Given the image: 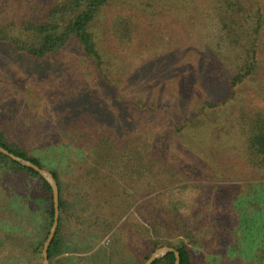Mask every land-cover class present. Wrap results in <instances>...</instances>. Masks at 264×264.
<instances>
[{
  "label": "rangeland",
  "instance_id": "1",
  "mask_svg": "<svg viewBox=\"0 0 264 264\" xmlns=\"http://www.w3.org/2000/svg\"><path fill=\"white\" fill-rule=\"evenodd\" d=\"M190 3L173 1L171 6L168 0H110L93 24L105 60L101 73L74 41L42 61L28 59L0 43V118L12 139L39 157L43 169L59 171L68 197L74 194L76 176L84 172L80 167L94 183L98 175L117 179L103 189L114 193L117 186L121 197L114 203L119 205L105 207L106 219L94 227L100 228L102 237L96 239L95 248L81 250L85 255L71 260L73 264H95L101 258L115 262L117 257L119 264H140L144 254L154 252L150 240L154 234L143 220L140 204L144 197L157 194L165 195L154 201L159 206L167 198L180 199L179 211L194 232L192 239L185 240L197 256L203 252L215 264H241V259H251L262 247L260 243L253 247L251 236L260 232L264 238V195L256 196L264 193V166L254 167L246 159L244 132L248 116L264 114V31L256 48L258 68L232 90V77L251 54L247 25L237 43L235 18L229 17L226 29L221 21L203 19L200 11L205 7L198 0ZM229 31L236 37L223 41L218 50L215 35L225 39ZM118 87L123 94L129 93V100L165 108L156 113L131 109L122 101ZM139 151L144 159L137 157ZM146 165L149 170L144 178ZM170 167L172 173H179L177 177H169ZM212 184H235L232 190L225 186L223 192L212 193L219 199L213 208L220 218L216 230L205 225L217 226L214 215L200 225L210 214L205 213L206 207L199 208L202 185ZM0 185V225L7 220L20 228L24 217L27 226L23 230L31 232L18 235L37 241L34 231L39 214L35 209L23 215L6 212L9 200H14L9 188L16 189L19 182L2 175ZM240 197H244L243 204L237 200ZM143 211L153 216V209ZM40 225L44 234V222ZM198 228L204 236L195 235ZM0 234L10 241L21 240L12 233ZM163 238L167 241L159 248L176 244L177 237L173 242L168 236ZM204 246L214 250L204 253ZM56 259L53 263L59 264ZM2 264H44L43 253H26Z\"/></svg>",
  "mask_w": 264,
  "mask_h": 264
},
{
  "label": "trees",
  "instance_id": "2",
  "mask_svg": "<svg viewBox=\"0 0 264 264\" xmlns=\"http://www.w3.org/2000/svg\"><path fill=\"white\" fill-rule=\"evenodd\" d=\"M109 1L110 0H0V43H4L12 50L21 53L28 59L42 61L49 56L59 53L70 42L74 41L81 48L84 56L92 60L101 73V71L104 70L105 60L99 48L93 24L103 12L104 8L108 6ZM173 1L180 3L181 0H168L171 6L173 5ZM184 1H191L190 4H192V2L196 0ZM198 4L205 7V9L200 11L205 21L218 20L217 24L221 21L226 29L229 28V17L235 18L237 30L239 31V36L235 39L237 43H239L240 36L246 32V30H243V26L245 25H247V31H249L252 36L253 44L250 50L251 54L249 55V60H247L244 66L232 77L231 88L233 90L242 84L258 68L259 64L256 48L261 45L260 36L264 31V0H198ZM227 34L225 39H222L219 35H215V39H218V50L223 41H226V39L232 41V38L236 37L233 36L230 31ZM105 77L107 78V76ZM118 88L120 90L119 94L122 96V101L129 107H133L131 109L136 110L137 108L156 113L161 112L165 108L163 106L153 108L145 104V102L129 100V93L123 94L121 91L122 89L120 87ZM231 97L232 95L224 100L223 103L225 104L235 97V93L233 97ZM208 105L212 107L211 105L213 104ZM204 109L205 108H203L202 111H204ZM202 111L193 116L191 121L197 119V116H200L199 114H202ZM246 124L248 129L244 132L246 147L245 157L254 167H262L264 166V114L259 113L248 116ZM0 145L15 155L44 168L39 157L30 155L28 150L23 147L21 143L12 139L7 128V123L3 118H0ZM138 153L137 157L141 159L145 158L141 151ZM79 169L84 172L76 176V185L72 186V188H74V190H72L74 194L71 196L70 192L71 197H68L69 193L67 190L65 192L66 184L64 180L61 179L59 171H51L59 187L60 200L59 224L56 235L48 250L51 264H54L53 259L57 255L63 253L65 249L69 250V244L67 245V242H65L69 238L73 243L72 247H70L71 249L86 250L95 248L98 244L96 239L99 240V238L102 237V231H100V228H96L97 226H101L102 222L106 219V217H104L106 212L105 207L114 208L119 205L118 203L121 196L119 191L117 192V186H115L116 190L114 193H111L110 189H103L111 186V180L112 182H117L116 178H112L111 174H109L102 179L101 175H98L97 180L99 181L94 183L84 167H80ZM171 169L172 167L167 170L169 177H177L179 173H172ZM148 170L149 165H146V168L143 169L144 176L142 177L145 178V176H147ZM2 175H8L11 179L19 182L16 189L11 186L9 188L13 190L11 198L13 199L14 197V200H9V204L6 206L8 215L10 214L13 216V211L17 212L18 215H23L33 209H35L39 215L36 219L37 223L34 231L37 241L27 240L18 235L23 233L29 234V232H31L23 230V227L27 226V221H25L24 217L21 219L20 228H16L13 226L12 222L7 220L4 224L1 223L0 233H12V235H14L13 238L18 236L16 238L21 240L10 241L0 234V264L4 263L6 259L15 258L26 253L36 256L42 253L55 216L53 188L49 180L41 175V173L31 167L22 165L20 162L0 152V176ZM202 186H204L202 188L203 195L200 199L201 204L199 208L206 207L207 210L205 213L210 214L204 216V220H201L200 225H203L205 223L204 221L209 219L211 215L215 216L214 221L217 223L220 221V218L213 212V208L219 205V199L217 200L212 193H216L217 195V193H221L220 190L223 192L225 186H228L229 189L232 190L235 184L215 186L212 184L211 186ZM96 190L101 191V194L97 196ZM262 194L264 195V193L257 192L256 196ZM164 196L163 194H157L149 198L144 197L140 204L141 208L145 209L146 212L150 208L153 209V216L150 213L146 214L143 209H141V213L143 215V220L149 222V225H151L154 238L150 240L154 243V251L157 250L162 243L167 241L164 240V235L168 236L171 242H173L172 240L174 237H177V240H175L176 244L170 245V247L175 248L179 252L180 264H215L216 262H209L206 258L207 254L203 256V252L198 254L200 256H197L196 252L192 250L185 240L192 239L194 232H190L191 230L187 228V220H185L184 217L186 215L179 211V206L182 205L180 199L167 198L168 200L165 199L160 203V206L159 202L153 204L157 198ZM243 198L240 197L237 199L240 204H243ZM87 201H89V203ZM95 201H99V205H96ZM115 201H118V203H114ZM38 203L41 205L40 207L35 205ZM173 214L176 217L175 219L179 220L178 225L174 224L172 219ZM41 221L42 223L44 222V234L42 233V224L40 225ZM164 223L169 224L163 226ZM89 225H92L91 229L88 228ZM205 225L208 229L216 230L219 227L218 223L217 226L214 225V227L212 224ZM95 226L96 228H94ZM143 226L145 227V224H143ZM93 228L96 229V231L92 230ZM215 230L214 233H216ZM202 233L203 229L198 228L195 235H201ZM71 234L79 236L82 241L77 242L72 238L73 236H70ZM260 234V232L259 234H254V238L251 236V245L256 247L260 243L262 246L261 249L259 247L258 251L251 255V259L247 258L248 260H243V262L241 259V264H264V238L262 239ZM178 235L180 236V240ZM171 242H169V244ZM233 247L241 250L239 246L233 245ZM204 250L206 251L204 253H211L214 247L204 246L203 251ZM122 252L119 245L117 247V255L120 256ZM150 256V253L144 254L140 264H144ZM101 259H104L107 264H109L110 261V264L114 262V258H112V260L106 258ZM101 259L97 260L95 264H105ZM117 260L118 257L114 264H119ZM175 262V253L168 252L155 260L152 264H175Z\"/></svg>",
  "mask_w": 264,
  "mask_h": 264
},
{
  "label": "water",
  "instance_id": "3",
  "mask_svg": "<svg viewBox=\"0 0 264 264\" xmlns=\"http://www.w3.org/2000/svg\"><path fill=\"white\" fill-rule=\"evenodd\" d=\"M0 152L8 155L9 157H11L12 159H14L18 162H20L22 165H25V166H28V167L35 169L36 171L41 173V175H43L46 179H48L50 184L52 185L53 195H54V205H55V216H54V222H53L52 227L50 229V233L48 235V238L46 239V242L44 244L43 251H42L43 258H44V264H51L50 260H49L48 250H49V246H50L53 238L56 235L58 224H59V216H60L59 187H58L57 181L54 178L53 174L50 173L49 171L41 168L40 166L36 165L35 163H33L27 159H24V158H21V157L15 155L14 153L10 152L8 149L4 148L1 145H0ZM168 252H174L175 256H176L175 264H180L179 252L175 248L170 247V246L158 248L157 250H155L151 254L150 258L144 264H152L155 260H157L158 258L167 254Z\"/></svg>",
  "mask_w": 264,
  "mask_h": 264
},
{
  "label": "crops",
  "instance_id": "4",
  "mask_svg": "<svg viewBox=\"0 0 264 264\" xmlns=\"http://www.w3.org/2000/svg\"><path fill=\"white\" fill-rule=\"evenodd\" d=\"M65 242H67V245L69 244V250L65 249L63 253L57 255L56 260L59 264H73L71 260L78 259V256L85 255V253L81 252V250H74L70 248L73 245L72 240L70 238Z\"/></svg>",
  "mask_w": 264,
  "mask_h": 264
}]
</instances>
